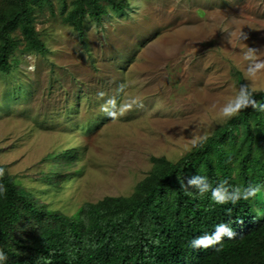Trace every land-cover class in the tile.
<instances>
[{"label":"rangeland","instance_id":"374dc122","mask_svg":"<svg viewBox=\"0 0 264 264\" xmlns=\"http://www.w3.org/2000/svg\"><path fill=\"white\" fill-rule=\"evenodd\" d=\"M128 1L123 12L86 19L83 38L58 9L35 12L45 54L17 51V66L0 72V164L47 208L69 216L85 203L129 196L151 157L184 156L193 138L224 123L209 105L239 85L264 92V71L248 80L239 56L245 46L264 49V0ZM240 31L245 45L235 38ZM133 96L139 106L115 120L100 111ZM68 148L78 158L52 186L44 159Z\"/></svg>","mask_w":264,"mask_h":264},{"label":"trees","instance_id":"16d2710c","mask_svg":"<svg viewBox=\"0 0 264 264\" xmlns=\"http://www.w3.org/2000/svg\"><path fill=\"white\" fill-rule=\"evenodd\" d=\"M128 7V0H0V72L7 75L17 66V51L45 54L35 12L58 9L62 22L83 38L86 19L99 22L109 11ZM253 95L264 103V92ZM77 158L76 148L47 154L43 178L60 185ZM150 160L148 174L129 196L85 203L71 216L47 208L0 164V249L6 264H264V111L241 109L176 162ZM196 174L213 186L226 179L231 186L259 184L261 191L236 205H217L210 193L200 196L188 188ZM218 222L229 223L231 240L222 236V247L188 246Z\"/></svg>","mask_w":264,"mask_h":264},{"label":"clouds","instance_id":"9594fccd","mask_svg":"<svg viewBox=\"0 0 264 264\" xmlns=\"http://www.w3.org/2000/svg\"><path fill=\"white\" fill-rule=\"evenodd\" d=\"M238 43L243 44L242 39L246 38L245 34L241 31L235 36ZM245 45V44H243ZM246 50L239 53L240 66L243 67L248 80H255L261 71H264V49H254L245 46ZM28 59H33L32 55H28ZM33 65H29V70H32ZM125 88V85L121 84L117 87V91ZM98 96H104V92H98ZM107 104L116 106L114 98H109ZM140 101L138 97H129L124 103H121L115 111H110L105 105H100V111L113 120L121 116L126 110L133 107V105L139 106ZM251 107L258 111H264V103H259L254 99L253 91L249 85H239L235 88L234 94L231 95L224 103L213 102L209 105L210 110L213 112L216 121L218 123L226 122L233 116L246 107ZM210 133L205 130L198 136L192 139V144L204 143ZM3 169H0V174H3ZM187 186L194 193L203 196L206 193H210V199L217 205L231 204L236 205L238 201L248 200L254 197L258 192L261 191L259 184L249 183L247 185H235L231 186L228 184L226 179L219 180L214 186L209 182L206 175L196 174L191 176L187 180ZM183 187V185H182ZM185 188V190H188ZM3 188L0 186V191ZM189 190V191H191ZM235 233L229 226V223L218 222L214 225L212 231L204 232L201 235H196L188 240L187 244L190 248H208L209 246L222 247V236H226L229 240L234 237ZM217 247V250H219ZM8 260L7 253L0 249V264H6Z\"/></svg>","mask_w":264,"mask_h":264}]
</instances>
